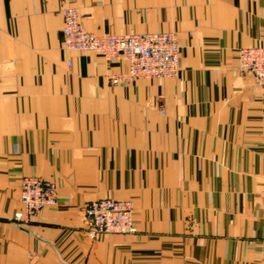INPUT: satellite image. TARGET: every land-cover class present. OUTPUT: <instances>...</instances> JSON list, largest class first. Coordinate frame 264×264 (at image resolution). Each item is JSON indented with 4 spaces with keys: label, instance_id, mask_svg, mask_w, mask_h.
I'll return each instance as SVG.
<instances>
[{
    "label": "crops",
    "instance_id": "crops-1",
    "mask_svg": "<svg viewBox=\"0 0 264 264\" xmlns=\"http://www.w3.org/2000/svg\"><path fill=\"white\" fill-rule=\"evenodd\" d=\"M68 3L98 34L175 31L177 75L113 84L126 61L63 49ZM256 45L264 0H0V264H264V87L237 61ZM24 175L59 192L29 224ZM102 198L138 231L90 239Z\"/></svg>",
    "mask_w": 264,
    "mask_h": 264
},
{
    "label": "built area",
    "instance_id": "built-area-1",
    "mask_svg": "<svg viewBox=\"0 0 264 264\" xmlns=\"http://www.w3.org/2000/svg\"><path fill=\"white\" fill-rule=\"evenodd\" d=\"M62 17L64 50L93 51L109 61L127 62V70L111 75L115 85L143 78L167 79L179 71L180 44L175 31L98 34L87 29L84 16L72 3L63 7ZM237 61L240 72L250 73L255 84L264 87V45L240 48ZM160 98L162 101L163 97ZM164 106L162 102V113H165ZM58 193L57 184L50 179L22 176V207L14 219L22 224L31 223L40 211L57 204ZM134 209L131 199L92 200L84 207L85 231L94 241L103 234H134L138 231Z\"/></svg>",
    "mask_w": 264,
    "mask_h": 264
}]
</instances>
